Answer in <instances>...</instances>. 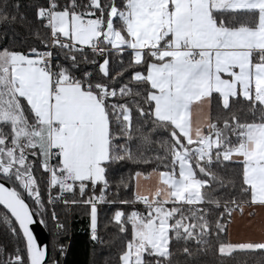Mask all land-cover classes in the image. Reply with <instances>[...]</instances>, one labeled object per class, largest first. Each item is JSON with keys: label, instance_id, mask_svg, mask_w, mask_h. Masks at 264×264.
<instances>
[{"label": "snow or ice", "instance_id": "snow-or-ice-1", "mask_svg": "<svg viewBox=\"0 0 264 264\" xmlns=\"http://www.w3.org/2000/svg\"><path fill=\"white\" fill-rule=\"evenodd\" d=\"M0 29V264H62L31 226L81 207L103 245L101 205L115 264H264V228L229 238L264 209V0H0Z\"/></svg>", "mask_w": 264, "mask_h": 264}, {"label": "trees", "instance_id": "trees-1", "mask_svg": "<svg viewBox=\"0 0 264 264\" xmlns=\"http://www.w3.org/2000/svg\"><path fill=\"white\" fill-rule=\"evenodd\" d=\"M24 3H31L32 0H23ZM4 29H0V44L4 42V37L2 35ZM15 31L23 34V29L17 25ZM9 43H11V37L7 38ZM101 215H100V234L105 239L103 245L94 244L89 238V218L85 210L81 208H76L67 217V232L60 237L56 236L55 230L53 229L51 223L45 226L48 239H49V253L52 254L54 247L57 245L58 240L67 246V253L65 256L60 257L62 264H104V261L111 259L113 264L117 257L119 251V244L115 243L118 240V236L115 229L109 225L105 228L107 223V216L109 215L107 209L109 205H101ZM4 209L0 206V212ZM63 219V216H62ZM218 257L213 256L211 252L206 257H203V264H211L212 261L217 260ZM237 261L248 262V264H258L261 257L257 256H246L244 254H239L235 257Z\"/></svg>", "mask_w": 264, "mask_h": 264}, {"label": "crops", "instance_id": "crops-1", "mask_svg": "<svg viewBox=\"0 0 264 264\" xmlns=\"http://www.w3.org/2000/svg\"><path fill=\"white\" fill-rule=\"evenodd\" d=\"M199 113L194 110L193 120L198 118ZM248 211H253L249 209ZM255 215L252 217L237 215L234 223L231 225L229 238L233 241L244 240L249 238H258L260 229L264 228V209L256 208Z\"/></svg>", "mask_w": 264, "mask_h": 264}, {"label": "water", "instance_id": "water-1", "mask_svg": "<svg viewBox=\"0 0 264 264\" xmlns=\"http://www.w3.org/2000/svg\"><path fill=\"white\" fill-rule=\"evenodd\" d=\"M31 227H32V229L34 231V234L38 238V241L41 242L44 245H47L48 249H49L48 233H47V230H46L45 226L43 224L39 223L38 220H37V222L34 223Z\"/></svg>", "mask_w": 264, "mask_h": 264}]
</instances>
